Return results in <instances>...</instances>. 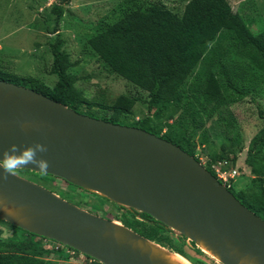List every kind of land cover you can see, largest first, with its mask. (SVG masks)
I'll use <instances>...</instances> for the list:
<instances>
[{"label": "water", "instance_id": "95a60500", "mask_svg": "<svg viewBox=\"0 0 264 264\" xmlns=\"http://www.w3.org/2000/svg\"><path fill=\"white\" fill-rule=\"evenodd\" d=\"M37 141L47 146L46 174L145 212L194 243L200 240L220 264H264V219L178 144L0 79V148ZM0 219L100 264H168L137 245L147 238L18 175H0Z\"/></svg>", "mask_w": 264, "mask_h": 264}, {"label": "trees", "instance_id": "16d2710c", "mask_svg": "<svg viewBox=\"0 0 264 264\" xmlns=\"http://www.w3.org/2000/svg\"><path fill=\"white\" fill-rule=\"evenodd\" d=\"M68 1L51 4L55 19ZM217 38L225 39L227 46L218 41L210 44ZM59 42L56 36L49 43L51 63L48 71L55 74L52 85L33 75L2 71L0 79L40 91L81 113L111 123L144 128L178 144L195 158L193 136L207 146L212 143L202 113L214 115L228 140L233 141L239 135V127L229 104L243 96H251L254 100L253 93L264 80V26L251 31L227 0H186L179 14L160 1L143 7L135 5L103 23L87 37V44L102 60V65L143 90V98L119 94L109 104L89 99L76 86L78 77L68 70L73 61ZM230 54L235 59L227 60ZM198 61L204 63L202 74L189 81L184 89L182 84ZM136 100L145 104L146 115L127 122ZM94 104L102 109V114L91 111ZM256 114L264 119V110L257 103ZM225 157L222 153L208 154L204 166L213 174L210 164ZM230 159L233 161L234 156ZM245 164L250 169L249 184L244 189L233 190L231 185L227 189L241 204L264 219V123L247 140ZM133 214L149 219L148 223H140L147 227V233L164 234L171 230L145 212L133 211ZM0 222L22 230L2 219ZM61 246L67 247L57 242L54 247L57 255L62 254ZM170 250L184 256L178 250ZM48 252V248L30 239L0 240V264H45L42 254Z\"/></svg>", "mask_w": 264, "mask_h": 264}, {"label": "rangeland", "instance_id": "374dc122", "mask_svg": "<svg viewBox=\"0 0 264 264\" xmlns=\"http://www.w3.org/2000/svg\"><path fill=\"white\" fill-rule=\"evenodd\" d=\"M155 1L163 2L169 9L179 14L186 0H69L62 5V11L57 19L50 6L59 0H0V71L16 75H33L52 85L55 74L48 71L51 63L49 43L58 36L59 46L73 61L68 70L77 75L75 84L86 97L104 104L111 103L119 94L143 98L145 97L143 90L102 65V60L89 47L86 39L103 23L110 22L129 8L135 5L143 7ZM227 1L233 11L241 14L251 31L255 32L264 26V0ZM54 27L56 30L52 31ZM217 41L227 46L226 40L220 38L211 41L210 44ZM233 59L234 55L230 54L227 60ZM203 66L202 61L196 63L182 84L184 89L189 81L201 76ZM252 96L254 100L251 96H243L229 104L239 127V135L233 141L228 140V135L215 121V116H208L205 113H202L203 124L212 140L211 145L200 143L196 136L191 138L194 154L199 155L204 161L208 154L222 153L226 155L224 159L227 165L238 169L231 183L233 190L244 189L251 177L250 169L245 164V147L248 138L264 123V119L256 114V103L264 110V80ZM91 111L94 114L103 113L97 104L91 107ZM144 115L145 104L141 100H136L127 122ZM231 156H234L233 161L230 159ZM217 161L220 160L211 164H216ZM18 176L38 183L75 205L121 224L154 243L178 250L193 264H220L218 260L201 251L192 240L175 230L164 231V234L145 232L147 227L132 219L124 207H118L96 191L80 188L60 177L40 174L37 171L21 169ZM5 238L30 239L48 248L49 252L42 254L46 259L45 264H100L97 260L88 262L84 256H79L75 252L69 255L63 250L61 255H57L58 250H54L57 245L55 240L30 236L22 230L0 222V240ZM61 248L65 249V246Z\"/></svg>", "mask_w": 264, "mask_h": 264}, {"label": "clouds", "instance_id": "9594fccd", "mask_svg": "<svg viewBox=\"0 0 264 264\" xmlns=\"http://www.w3.org/2000/svg\"><path fill=\"white\" fill-rule=\"evenodd\" d=\"M47 152V146L39 141L30 145L9 144L8 148H0V169H3V177L16 176L27 165H34L40 174H46L49 162L42 154Z\"/></svg>", "mask_w": 264, "mask_h": 264}, {"label": "bare ground", "instance_id": "6f19581e", "mask_svg": "<svg viewBox=\"0 0 264 264\" xmlns=\"http://www.w3.org/2000/svg\"><path fill=\"white\" fill-rule=\"evenodd\" d=\"M2 209L10 214H16L15 210L12 206L9 205H3ZM18 217V216H17ZM196 246H198L203 252L207 253L208 255L212 256L216 260H218V257L212 253L206 246L203 244L200 240H197L195 242ZM137 245L141 246L142 248H146V250L158 257H160L163 261H165L168 264H193L188 259H186L181 254L172 251L160 244L154 243L150 240H145L144 243L137 242ZM247 264H255L253 262L247 263Z\"/></svg>", "mask_w": 264, "mask_h": 264}, {"label": "built area", "instance_id": "2783aa9c", "mask_svg": "<svg viewBox=\"0 0 264 264\" xmlns=\"http://www.w3.org/2000/svg\"><path fill=\"white\" fill-rule=\"evenodd\" d=\"M195 156H196L197 161L204 165V162H205L204 159H202L199 155L195 154ZM210 168L213 172L214 177L226 188H228L231 185L232 180L237 175V170H238L234 166L227 165V162L225 159L217 161L216 164H210ZM65 251L69 254H73L75 252L79 256H82V257L84 256V259L86 258L88 262H91V260L94 259L88 255L85 256V254L73 248H69L68 246L65 247Z\"/></svg>", "mask_w": 264, "mask_h": 264}, {"label": "flooded vegetation", "instance_id": "af4514ba", "mask_svg": "<svg viewBox=\"0 0 264 264\" xmlns=\"http://www.w3.org/2000/svg\"><path fill=\"white\" fill-rule=\"evenodd\" d=\"M62 179V178H61ZM64 180V179H63ZM65 181V180H64ZM65 182H67V181H65ZM68 183V182H67ZM118 207H122V206H119L118 205ZM124 209H125V211H127L128 212V215L132 218V219H135V220H137L139 223H148V220L149 219H146V218H141L139 215H135V214H133V211H135V210H133V209H129V208H125L124 207Z\"/></svg>", "mask_w": 264, "mask_h": 264}, {"label": "crops", "instance_id": "0c3cea01", "mask_svg": "<svg viewBox=\"0 0 264 264\" xmlns=\"http://www.w3.org/2000/svg\"><path fill=\"white\" fill-rule=\"evenodd\" d=\"M64 250V252L66 253V254H69V253H67L66 251H65V249H63ZM70 255V254H69ZM72 255V254H71Z\"/></svg>", "mask_w": 264, "mask_h": 264}]
</instances>
